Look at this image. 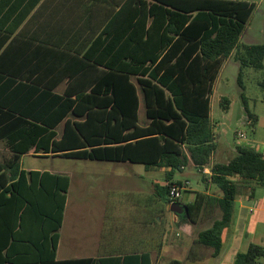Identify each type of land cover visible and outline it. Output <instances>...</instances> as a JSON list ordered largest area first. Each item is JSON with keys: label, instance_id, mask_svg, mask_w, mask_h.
<instances>
[{"label": "trees", "instance_id": "16d2710c", "mask_svg": "<svg viewBox=\"0 0 264 264\" xmlns=\"http://www.w3.org/2000/svg\"><path fill=\"white\" fill-rule=\"evenodd\" d=\"M113 5L119 11L114 12L104 35L112 37V26L118 33L108 49L118 47V55L123 57L120 64L98 65L103 69L96 74L70 77L73 84L81 81V91L47 93L54 122L40 126L25 123L10 142L34 147L35 139L24 138L30 136L28 127H39L51 130L50 151L62 158L169 168L165 208L170 204L171 187L181 184L173 181L175 173L190 165L203 172L211 162L217 139L210 121L211 94L223 64L234 55L240 64L241 87L246 69L264 70V44L241 43L256 4L246 0H119ZM127 60L128 64L123 63ZM260 87L264 99V79ZM140 96L148 120L144 127L139 125ZM242 99L252 118L246 98ZM227 103V98L221 99L222 106ZM71 115L75 120L69 119ZM63 122L64 134L57 140L54 130ZM17 154L11 161L0 163V184L11 182L6 189L0 186V226L15 239L14 230L25 228L26 221H43V228L53 232L57 244L68 179L32 173L34 181H40V189L37 192L34 186L26 187V173L8 172L24 153ZM211 174L210 181L222 197L213 199L198 192L195 202L186 207L187 218L195 224L204 206L216 200L221 218L199 233L198 243L212 249L217 258L223 251V234L233 221L241 187L246 182L264 186V155L239 148L228 163L214 164ZM50 179H62L64 186H57L53 193L45 186ZM208 180L204 178V182ZM263 259L264 247L252 244L237 254L234 264H262ZM144 260L148 264L149 257Z\"/></svg>", "mask_w": 264, "mask_h": 264}, {"label": "crops", "instance_id": "0c3cea01", "mask_svg": "<svg viewBox=\"0 0 264 264\" xmlns=\"http://www.w3.org/2000/svg\"><path fill=\"white\" fill-rule=\"evenodd\" d=\"M114 1L119 2V0H0V163L5 164L18 155L17 153H24L18 163L7 169L9 173L11 170L18 171L19 174L26 173V187L34 186L37 192L41 184L39 180L34 181L32 173H49L52 176L64 177L69 183L57 244L53 232L43 228V221L35 224L26 221L25 228L14 230L15 239L6 228L0 226V264H142V262L145 264L146 256L149 257L148 264H170L173 261L184 264H234L237 254L246 251L250 245L264 247L263 185L246 182L241 187L235 201L233 221L223 234V251L216 258L212 249L198 243L199 233L211 228L214 222L221 218L216 200L204 206L195 224L191 223L186 215H180L172 208L176 204L187 206L194 203L197 191L187 188L191 194L186 201L181 199L165 205L167 218H172L176 225L182 226L187 236L185 241H169L165 229H158L153 224L150 212L152 208L147 207V204L149 206L151 204V191L148 196L142 198V202L127 198L121 203L108 201L109 206L104 208L97 198L88 199V196L97 193L96 186H101L104 176L92 174V170L86 169L82 170L78 178L82 195L88 200H84L80 211L69 216V196L77 176L73 172H56L35 164L26 168L24 160L26 157L47 162L55 159H76L62 158L50 151L51 130L28 127L30 136L24 139H35L37 142L34 147L29 148V144L10 142L14 133L24 129L25 123L40 126L54 122L53 104L47 93L62 95L66 91H81L84 88L81 81L73 84L70 77L96 74L103 69L98 65L117 66L123 60V57L118 55V47L108 49L109 42L110 44L113 42L111 40L113 35L115 37L118 35L113 26L112 37L104 35L114 12L119 11L118 6L114 7ZM123 63L128 64L129 61ZM28 92H33L34 95L26 97ZM221 99L219 108L227 116L232 114L234 102L227 98L229 103L222 106ZM141 100L143 99L140 96L139 125L144 127L148 120L146 109V119L141 120ZM243 107L245 109L244 103ZM20 113L32 117H21ZM69 119L75 120L72 115ZM210 121L216 135L212 94ZM243 122L251 129L255 140H247L244 134H240L239 137L246 139L250 147L220 148L216 135L215 151L210 164L203 172L193 165L179 171L183 174L191 167L193 174L201 173V181L206 186L204 193L213 199L222 197V194L218 195L215 191L218 189L217 186L210 181L211 167L214 164L228 163L237 155L239 148H249L264 155V120L253 114L252 118L246 115ZM64 129L65 122L54 130L57 140L63 137ZM15 146L21 149H14ZM116 164L127 166L126 168H132L129 166L141 168L144 172L138 176L139 178L148 176L152 179L159 169L158 172L164 173L167 179V173L170 171L169 168H147L143 164ZM117 177L123 178L121 174ZM207 177L208 182H204V178ZM173 181L178 182L174 178ZM10 184L8 181L0 186L6 189ZM45 186L55 193L57 186H64V181L50 179L46 181ZM120 204L129 206L121 207ZM160 218L157 220L159 224ZM201 220L208 221L207 227L197 229ZM211 220L212 224L208 225ZM181 236L182 234L177 233V238Z\"/></svg>", "mask_w": 264, "mask_h": 264}, {"label": "rangeland", "instance_id": "374dc122", "mask_svg": "<svg viewBox=\"0 0 264 264\" xmlns=\"http://www.w3.org/2000/svg\"><path fill=\"white\" fill-rule=\"evenodd\" d=\"M246 1L254 2L256 8L249 23L245 27L241 42L244 44H264V0ZM239 72L240 64L236 62L234 56H231L225 62L213 89L212 103L215 114L216 135L218 137L220 148L228 146L250 147L251 145L246 143V139L249 141L255 140L253 132L243 122L247 113L243 107L242 96L246 98L248 111L264 120V100L263 92L260 87V83L264 79V70L256 71L254 69H246L242 79L243 88L238 83ZM222 97L229 98L234 102L233 112L228 116L219 108L220 99ZM215 111L217 112L215 113ZM140 116L142 121L146 119L143 100H141ZM240 134H244L246 139L240 138ZM24 163L26 168L35 164L40 168H48L50 170H55L56 172H73L77 176L74 182L73 191L69 196V216L72 213L80 211V207L84 200L90 198H97L104 208H107L109 206L107 203L108 201L121 203L126 201L125 199L127 198H132L135 201L142 202V198L148 196L151 191L152 200L150 206L147 204V207H150V209L152 208L150 212L152 214L153 224L158 229H165L169 241L186 240L187 236L183 227L176 225L172 218H167L168 213L164 208V203L167 201V193L164 189L166 179L164 173L158 172V168L156 174L150 179L148 176H145V178H139L138 176L143 174L144 171L137 166H129L132 168H126L127 166L116 163L61 159L47 162L46 160L32 159L31 157H26ZM86 169L92 170V174H101L104 176V182L101 186H96L97 193L93 196H88V199H85L82 195L83 192L80 189L79 184L80 178H78L79 175L82 174V170ZM193 173V169L189 167L183 174L177 171L174 179L182 184L188 182V189L190 188L199 193L206 192V186L201 181V173ZM118 174H121L123 178L117 177ZM215 191L218 195H221L219 189H216ZM190 194L191 193L186 189L183 192L181 199L186 201ZM123 206L129 205L122 204L121 207ZM159 218L160 224L157 221ZM207 222V220H201L197 229L206 228ZM211 224L212 220L208 225ZM177 233L182 234V236L177 238ZM261 262L264 264V259Z\"/></svg>", "mask_w": 264, "mask_h": 264}, {"label": "built area", "instance_id": "2783aa9c", "mask_svg": "<svg viewBox=\"0 0 264 264\" xmlns=\"http://www.w3.org/2000/svg\"><path fill=\"white\" fill-rule=\"evenodd\" d=\"M183 169V168H182ZM188 182L186 184H174L169 193L170 204L176 203L181 200L183 192L187 189Z\"/></svg>", "mask_w": 264, "mask_h": 264}, {"label": "water", "instance_id": "95a60500", "mask_svg": "<svg viewBox=\"0 0 264 264\" xmlns=\"http://www.w3.org/2000/svg\"><path fill=\"white\" fill-rule=\"evenodd\" d=\"M172 210H177L178 214L188 216L189 211L186 206H181L180 204H176L173 206Z\"/></svg>", "mask_w": 264, "mask_h": 264}]
</instances>
